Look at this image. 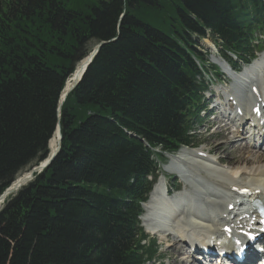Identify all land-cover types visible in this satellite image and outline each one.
<instances>
[{"label": "trees", "instance_id": "trees-1", "mask_svg": "<svg viewBox=\"0 0 264 264\" xmlns=\"http://www.w3.org/2000/svg\"><path fill=\"white\" fill-rule=\"evenodd\" d=\"M263 15V0H0V197L62 134L51 166L0 210V264L149 263L140 204L156 161L191 140L198 40L244 62Z\"/></svg>", "mask_w": 264, "mask_h": 264}, {"label": "bare ground", "instance_id": "bare-ground-1", "mask_svg": "<svg viewBox=\"0 0 264 264\" xmlns=\"http://www.w3.org/2000/svg\"><path fill=\"white\" fill-rule=\"evenodd\" d=\"M205 44L209 46L211 42L205 40ZM72 78L74 79V75L68 81V89L72 86ZM236 85L239 86L240 83H236ZM261 87L262 85L257 86L258 90L262 91L263 88ZM224 119L225 118H223V120ZM225 122H227V125L225 126L224 131H229L228 135H224L225 141L222 144L218 145L215 149H202L198 151L202 152L205 155L210 154L216 156L217 159L213 160L196 157L197 165L188 166V169H190L194 174L193 180L201 183V180L204 178L206 182H210L215 187L213 189H210L209 187L204 185L201 188L200 197H202V199H212L215 195L220 193L221 190L222 195L226 197L228 196V193L232 195V191H234L235 189L241 190V188H246L249 189L252 193H256L257 190H260L262 193H260L259 195L254 194L253 198H258L264 201V145L260 147L243 146L241 141L244 138V131L241 132L240 130H238L239 128H237V130L235 131L231 130L234 122L230 119ZM218 135H220V132L218 133ZM235 140L238 141L236 142ZM50 144L52 150H55L57 148V134L51 140ZM232 154H236L237 156L235 157ZM219 155H225L226 158L219 157ZM227 157L229 158L227 159ZM174 159L175 164L172 165L170 169L174 170L176 168V170H178L177 164L181 163L182 157L177 156ZM225 161L228 162L227 165L223 163ZM210 169H212V172H210ZM182 177L187 178L188 175L182 173ZM194 196L195 195H193L192 192L190 199H194ZM164 203L166 202H163L161 200L159 187L157 186L151 193L148 203L145 205L147 215L143 219L144 225L152 233L158 232L156 230V228L160 227L158 223H160L161 219L168 214L166 211L167 207ZM229 204L230 203H226V209L228 208ZM178 212H180V214H184L183 211L179 210ZM154 222L157 223L156 226L154 225ZM226 226H229V224L226 223L220 226V224L217 223L215 225L212 214L209 212L205 213V216L203 215V218H200L199 221L192 220L188 216L184 215L180 216L173 222L171 221V225H169V227H171L172 230H169L170 233L166 232L165 234H163L162 238L169 241L168 247L173 252V255H176L173 261L174 264H195L196 261H188V263L183 258L184 254H182L176 248L182 243V241L184 245H186V234L191 232L201 233L204 230H209L208 234H218L219 232L221 233V229L223 230ZM256 230H259V228ZM202 245L205 244L202 243ZM182 250L188 253L187 247L185 248V246H183Z\"/></svg>", "mask_w": 264, "mask_h": 264}, {"label": "rangeland", "instance_id": "rangeland-1", "mask_svg": "<svg viewBox=\"0 0 264 264\" xmlns=\"http://www.w3.org/2000/svg\"><path fill=\"white\" fill-rule=\"evenodd\" d=\"M218 41V43H220V41L219 40H217ZM201 46H202V49H204V50H202V49H200L201 51H203V53L204 54H206V52H208V55H207V58H208V60H209V63H210V66L211 67H213V65H216V67L218 66V65H225L224 64V61H222V60H220L219 59V52H218V50L216 49V47H215V45L214 44H210L209 46H207L206 44H205V42H203V41H201ZM218 64V65H217ZM218 68V67H217ZM223 77L224 78H226L224 75H223ZM226 84H221V86H219V85H216V87H215V89H226L227 88V86L230 88V84L229 83H227V82H225ZM207 97H208V94H207ZM231 130H233L232 128H231ZM234 131V130H233ZM219 133L220 132V135H215L216 133ZM193 134V136L195 137L194 138V141H196V145H198V146H200L201 148H203V149H205V150H208V149H215L218 145H220V144H222L224 141H225V138H224V135L225 134H229V131H224V130H220L219 131V129L217 128V127H215V125H212V130L210 131V132H205V130H204V128H202V127H199V128H197V131H196V133L194 134V133H192ZM236 142L238 141V140H235ZM234 141V142H235ZM199 147V148H200ZM202 150V149H201ZM49 151L50 152H52L53 150H52V147H51V144H50V149H49ZM233 156H237L236 154H232ZM219 157H222V158H224L225 157V155H219ZM226 158V157H225ZM229 157H227V159H228ZM224 164H228V162H223ZM168 165V163H166V165H164L163 167H162V170H163V172H164V174L166 175V176H168V177H173L172 179H171V181H174V179L176 178V175L177 174H174L175 173V171H171V167H169V166H167ZM165 167H167V168H165ZM169 170H170V172H169ZM21 175H23V174H21ZM21 175L18 177V178H21ZM17 178V179H18ZM16 179V180H17ZM178 181V180H177ZM178 184H179V181H178ZM26 186V185H25ZM24 186V187H25ZM11 196H13V195H10L9 197H11ZM8 197V198H9ZM7 198V199H8ZM6 199V200H7ZM142 226V225H141ZM144 232H145V234L147 235V234H149V232L146 230V229H144ZM150 236H152V235H150ZM153 237V236H152ZM157 241L159 242H162V240L159 238H157ZM159 242V245H160V254H159V260L157 261V262H159V264H174L173 263V261H174V257H176V255L174 254L173 255V252L171 251V250H168L167 248H168V245H167V243H165V244H163L162 246H161V243ZM150 243V241H147V244H149ZM177 248V247H176ZM157 257H158V255H157ZM156 257V258H157ZM151 264H153V263H151Z\"/></svg>", "mask_w": 264, "mask_h": 264}, {"label": "water", "instance_id": "water-1", "mask_svg": "<svg viewBox=\"0 0 264 264\" xmlns=\"http://www.w3.org/2000/svg\"><path fill=\"white\" fill-rule=\"evenodd\" d=\"M104 45V43H101L96 47L94 52L91 54L90 57H88L82 64L81 66L76 70L74 79L72 82V86L68 89L67 85L62 93L61 96V102H60V107L63 105V103L66 100L67 95L72 92L82 81L84 74L86 73L87 68L91 64L93 58L96 56L100 48ZM58 135V144L57 148L51 152L50 156L45 159L43 163H41L38 166L33 167L30 171L26 172L21 176V178H18L12 185L6 190V192L0 197V208L2 204L5 202V200L10 196L14 195L17 193L22 187L27 185L29 182H31L34 179V175L42 173L44 170L49 168L51 164L54 162V160L57 158L58 154L60 153L62 149V134L60 130V126H58L57 132L55 135ZM51 143V142H50ZM50 148V144H49Z\"/></svg>", "mask_w": 264, "mask_h": 264}, {"label": "snow or ice", "instance_id": "snow-or-ice-1", "mask_svg": "<svg viewBox=\"0 0 264 264\" xmlns=\"http://www.w3.org/2000/svg\"><path fill=\"white\" fill-rule=\"evenodd\" d=\"M250 239H254V237H249ZM237 244H239V241H237Z\"/></svg>", "mask_w": 264, "mask_h": 264}]
</instances>
